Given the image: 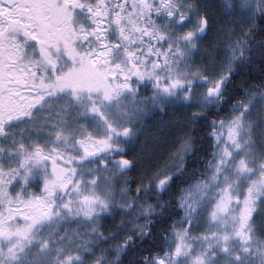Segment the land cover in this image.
Instances as JSON below:
<instances>
[{
    "label": "snow or ice",
    "instance_id": "obj_1",
    "mask_svg": "<svg viewBox=\"0 0 264 264\" xmlns=\"http://www.w3.org/2000/svg\"><path fill=\"white\" fill-rule=\"evenodd\" d=\"M0 264H264V0H0Z\"/></svg>",
    "mask_w": 264,
    "mask_h": 264
}]
</instances>
